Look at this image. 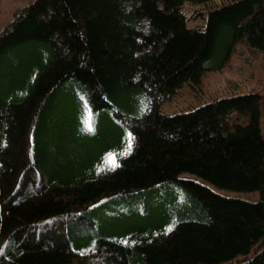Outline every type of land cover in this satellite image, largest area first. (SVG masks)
Returning a JSON list of instances; mask_svg holds the SVG:
<instances>
[{
  "label": "trees",
  "instance_id": "trees-1",
  "mask_svg": "<svg viewBox=\"0 0 264 264\" xmlns=\"http://www.w3.org/2000/svg\"><path fill=\"white\" fill-rule=\"evenodd\" d=\"M214 1L31 0L2 29L0 264H264V94L165 111L264 52V0Z\"/></svg>",
  "mask_w": 264,
  "mask_h": 264
},
{
  "label": "rangeland",
  "instance_id": "rangeland-1",
  "mask_svg": "<svg viewBox=\"0 0 264 264\" xmlns=\"http://www.w3.org/2000/svg\"><path fill=\"white\" fill-rule=\"evenodd\" d=\"M31 0H0V32ZM221 0H215L218 4ZM200 87V88H199ZM199 89L182 87L165 105V111L174 113L229 93L257 91L264 94V52L252 51L243 43L236 45L227 66L219 72H208ZM264 129V118L263 125Z\"/></svg>",
  "mask_w": 264,
  "mask_h": 264
},
{
  "label": "snow or ice",
  "instance_id": "snow-or-ice-1",
  "mask_svg": "<svg viewBox=\"0 0 264 264\" xmlns=\"http://www.w3.org/2000/svg\"><path fill=\"white\" fill-rule=\"evenodd\" d=\"M87 130L89 132L94 131V125L91 122V119L88 121L87 123ZM133 143H134V138H132L131 136L129 137L127 146H126V152L125 154H128L131 152L132 148H133ZM108 163L111 165L112 168L118 167L119 165L117 164V160L115 156L110 155ZM172 229L169 228L168 231H171Z\"/></svg>",
  "mask_w": 264,
  "mask_h": 264
}]
</instances>
